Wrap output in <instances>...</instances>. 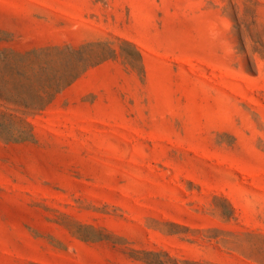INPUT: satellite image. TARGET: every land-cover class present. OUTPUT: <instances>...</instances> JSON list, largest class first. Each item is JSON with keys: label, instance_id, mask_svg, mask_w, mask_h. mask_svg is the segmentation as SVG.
Segmentation results:
<instances>
[{"label": "rangeland", "instance_id": "374dc122", "mask_svg": "<svg viewBox=\"0 0 264 264\" xmlns=\"http://www.w3.org/2000/svg\"><path fill=\"white\" fill-rule=\"evenodd\" d=\"M0 264H264V0H0Z\"/></svg>", "mask_w": 264, "mask_h": 264}]
</instances>
